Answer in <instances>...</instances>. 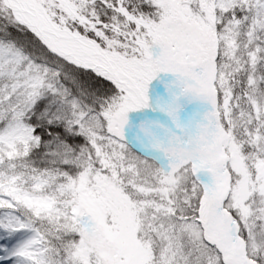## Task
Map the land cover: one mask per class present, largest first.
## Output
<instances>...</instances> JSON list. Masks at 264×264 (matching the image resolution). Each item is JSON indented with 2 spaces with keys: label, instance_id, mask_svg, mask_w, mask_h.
Here are the masks:
<instances>
[{
  "label": "snow or ice",
  "instance_id": "1",
  "mask_svg": "<svg viewBox=\"0 0 264 264\" xmlns=\"http://www.w3.org/2000/svg\"><path fill=\"white\" fill-rule=\"evenodd\" d=\"M0 264H264V0H0Z\"/></svg>",
  "mask_w": 264,
  "mask_h": 264
}]
</instances>
